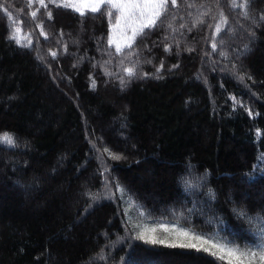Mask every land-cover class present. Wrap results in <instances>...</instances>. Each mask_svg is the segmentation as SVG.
Instances as JSON below:
<instances>
[{"label":"trees","instance_id":"obj_1","mask_svg":"<svg viewBox=\"0 0 264 264\" xmlns=\"http://www.w3.org/2000/svg\"><path fill=\"white\" fill-rule=\"evenodd\" d=\"M46 5L0 0V134L17 139L0 145V264H226L144 244L136 225L259 243L264 22L254 28L231 0H177L118 53L104 6L81 16ZM221 11L228 23L214 35ZM250 14H264V0Z\"/></svg>","mask_w":264,"mask_h":264},{"label":"snow or ice","instance_id":"obj_2","mask_svg":"<svg viewBox=\"0 0 264 264\" xmlns=\"http://www.w3.org/2000/svg\"><path fill=\"white\" fill-rule=\"evenodd\" d=\"M56 2L57 0H49V3L56 4ZM38 3L41 8L47 7L45 0H38ZM61 4L64 7L72 6L81 16L85 14V11H91L92 13L100 12L101 7L104 6L106 8L105 14L109 19L112 31V35L109 37V44L115 43L116 51L119 53L122 51V44L124 47L131 49L133 43L136 41V37L142 34L144 29L157 26L158 21L163 23L162 17H166L169 14V4L175 6L177 0H61ZM231 7L241 9V15L245 19H252L254 28L260 27L261 22H264V14H260L258 17L251 16V0H240V2L231 0ZM4 10L7 12V8ZM47 15L49 19L52 18V13L50 11ZM204 15H207V12L204 13ZM31 16L36 18L37 12L32 11ZM220 17V21L215 25L214 35L222 33L221 23L224 25L228 23V19L224 16L222 11ZM113 19L114 23H112ZM198 22L201 24L203 23L202 20ZM170 26L171 25H169V27ZM181 27H184V25H181ZM15 31L16 33H20L21 29L17 28ZM41 34L43 35L44 33L42 32ZM249 36L250 38H254V32L249 31ZM10 39H14L17 44L21 43L16 35H12ZM30 45L31 40L29 39L28 46ZM244 47L246 52L251 51L248 44H245ZM212 48L213 50L217 48L215 42L212 43ZM132 54L138 55V53ZM52 56L55 57L56 53L53 52ZM162 66L161 64V67ZM174 67L178 66L174 65ZM124 71L127 73L128 77L136 75L135 67H127ZM145 75L147 74L145 73ZM249 79H251V77H249ZM120 83L122 85L125 83L123 77L120 78ZM16 144L17 139L14 134H0V145L6 148H12L15 147ZM112 158L120 159L121 157L117 154H112ZM261 159L264 160V158ZM258 167H260V165H254V170ZM250 178L255 179V174L253 173V176ZM202 179L206 180V177ZM17 183H19V181H17ZM183 183L191 186L187 179L183 180ZM203 186L206 187V183ZM120 191L123 194L125 189L121 188ZM206 195L215 199V193L211 188L207 189ZM93 198H95L94 194ZM233 211L237 219H244L249 223L253 219L245 209H234ZM261 218L264 219V216ZM134 227L141 229L136 233L134 239L140 240L147 245H164L170 248L189 249L197 253H207L219 261L226 262V264H264V231L260 232L259 243L254 242L251 246L241 249L238 246H231V242L220 243L202 234H197L190 229L176 225L162 227L160 229L139 225ZM158 231L162 234L158 235ZM124 264H129V261L125 259ZM132 264H137V262L133 261ZM139 264H143V262H139Z\"/></svg>","mask_w":264,"mask_h":264},{"label":"rangeland","instance_id":"obj_3","mask_svg":"<svg viewBox=\"0 0 264 264\" xmlns=\"http://www.w3.org/2000/svg\"><path fill=\"white\" fill-rule=\"evenodd\" d=\"M45 3L48 4V3H49V0H45ZM56 4H58V5H62V4H61V0H57ZM111 35H112V31H111ZM113 44L116 46L115 43H113ZM122 47H124L123 44H122ZM180 181H182V179L179 180V182H180ZM182 182H183V181H182ZM250 187H251V186H250ZM105 191H106V194H107V195H108V193L110 192L108 189L105 190ZM108 196H109V195H108ZM188 198H190L191 200L196 201L195 198H194V196H193V193H192V194H188ZM154 199H158V198H154ZM182 201L185 202L186 199L183 198ZM195 203H196V202H195ZM207 207H208V206H207ZM168 208H169V207H166V209H168ZM194 209H195L196 211L199 212V208H198V207L195 206ZM208 209H209V208H208ZM169 211L172 212L171 207L169 208ZM201 214H203V215L205 214L204 216H207V217H208V215H206V214H207L206 212H203V213H201ZM170 226H173V225H172V224L168 225V227H170ZM120 241H122V240L120 239L119 242H120Z\"/></svg>","mask_w":264,"mask_h":264}]
</instances>
